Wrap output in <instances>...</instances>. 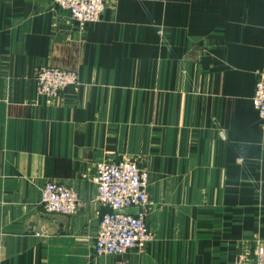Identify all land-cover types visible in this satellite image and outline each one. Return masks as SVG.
I'll return each mask as SVG.
<instances>
[{"label": "crops", "instance_id": "obj_1", "mask_svg": "<svg viewBox=\"0 0 264 264\" xmlns=\"http://www.w3.org/2000/svg\"><path fill=\"white\" fill-rule=\"evenodd\" d=\"M42 66L76 71L79 86L38 94ZM259 74L264 0H108L85 31L53 0H0V264H118L93 251L109 211L95 177L124 159L149 169L155 233L129 264L252 259L264 246ZM49 180L76 190L77 214L44 212Z\"/></svg>", "mask_w": 264, "mask_h": 264}, {"label": "built area", "instance_id": "obj_2", "mask_svg": "<svg viewBox=\"0 0 264 264\" xmlns=\"http://www.w3.org/2000/svg\"><path fill=\"white\" fill-rule=\"evenodd\" d=\"M69 14L78 30L85 31L99 22L108 0H53ZM38 94L55 98L80 84L73 70L42 66L36 74ZM253 107L264 121V74H259L252 98ZM95 182L98 200L109 211L102 214L93 251L96 256H114L118 264H129L132 251L143 253L155 239L148 222L149 174L137 161H102L96 166ZM41 204L46 214L75 215L80 208L76 190L61 182L49 180L41 192ZM136 209L137 212L131 210ZM249 260L252 262L250 263ZM238 264H264V246L257 247L252 259L242 257Z\"/></svg>", "mask_w": 264, "mask_h": 264}, {"label": "rangeland", "instance_id": "obj_3", "mask_svg": "<svg viewBox=\"0 0 264 264\" xmlns=\"http://www.w3.org/2000/svg\"><path fill=\"white\" fill-rule=\"evenodd\" d=\"M132 160H135V159H132ZM135 161H137V160H135ZM138 162V161H137ZM139 163V162H138ZM143 167V166H142ZM144 168L147 170V172H148V174H150L149 173V169L146 167V166H144Z\"/></svg>", "mask_w": 264, "mask_h": 264}]
</instances>
